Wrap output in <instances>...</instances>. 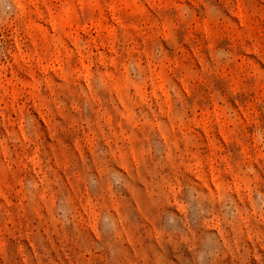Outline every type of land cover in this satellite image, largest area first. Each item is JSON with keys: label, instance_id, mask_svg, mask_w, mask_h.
<instances>
[{"label": "rangeland", "instance_id": "obj_1", "mask_svg": "<svg viewBox=\"0 0 264 264\" xmlns=\"http://www.w3.org/2000/svg\"><path fill=\"white\" fill-rule=\"evenodd\" d=\"M0 264H264V0H0Z\"/></svg>", "mask_w": 264, "mask_h": 264}]
</instances>
